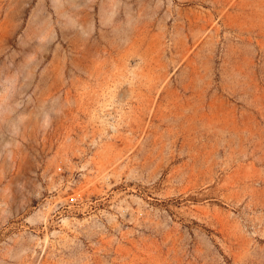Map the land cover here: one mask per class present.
<instances>
[{
  "label": "rangeland",
  "instance_id": "rangeland-1",
  "mask_svg": "<svg viewBox=\"0 0 264 264\" xmlns=\"http://www.w3.org/2000/svg\"><path fill=\"white\" fill-rule=\"evenodd\" d=\"M0 264H264V0H0Z\"/></svg>",
  "mask_w": 264,
  "mask_h": 264
},
{
  "label": "bare ground",
  "instance_id": "bare-ground-1",
  "mask_svg": "<svg viewBox=\"0 0 264 264\" xmlns=\"http://www.w3.org/2000/svg\"><path fill=\"white\" fill-rule=\"evenodd\" d=\"M114 129V128H113Z\"/></svg>",
  "mask_w": 264,
  "mask_h": 264
}]
</instances>
